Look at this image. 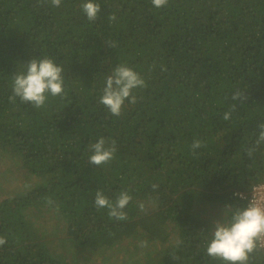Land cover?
Returning <instances> with one entry per match:
<instances>
[{
  "label": "trees",
  "instance_id": "obj_1",
  "mask_svg": "<svg viewBox=\"0 0 264 264\" xmlns=\"http://www.w3.org/2000/svg\"><path fill=\"white\" fill-rule=\"evenodd\" d=\"M82 2L0 0V264H224L206 254L213 221L246 206L234 191L264 179V145L245 151L264 123V0H169L160 9L95 0L94 22ZM44 56L62 66L67 96L49 95L40 109L10 102L11 77ZM121 63L147 87L116 117L98 99ZM237 90L242 104L231 99ZM101 136L117 151L95 166L89 145ZM194 139L203 143L195 154ZM11 182L21 190L4 196ZM97 190L112 200L129 191L127 218L97 209ZM249 264H264V246Z\"/></svg>",
  "mask_w": 264,
  "mask_h": 264
},
{
  "label": "clouds",
  "instance_id": "obj_2",
  "mask_svg": "<svg viewBox=\"0 0 264 264\" xmlns=\"http://www.w3.org/2000/svg\"><path fill=\"white\" fill-rule=\"evenodd\" d=\"M52 6L59 7L61 0H44ZM169 0H151V4L157 8L166 7ZM81 11L90 22L96 21L100 12V5L95 0H83L80 5ZM109 21H115L116 16L110 14ZM110 47L115 46L113 42ZM23 71L16 72L11 77L12 94L9 96L10 102H15L19 98L21 103L31 104L34 108H43L49 97H60L64 99L67 93L64 88V76L62 66L57 65L52 58L44 56L43 58H32L24 63ZM151 71V68L149 69ZM164 71V68H161ZM147 87L145 78L127 64H118L109 75L106 76L104 87L98 99V103L107 108L108 112L116 117L122 114V109L127 101L129 105L137 103V96L134 90ZM244 92L239 90L231 95V99L241 104L246 100ZM236 104H231L228 111L223 113L222 118L229 120ZM257 137L254 144L245 151L249 157H252L257 148L264 145V123L257 125ZM203 146L199 139H194L190 148L195 154V150ZM90 155L88 162L95 165H106L115 156L117 151L115 140H106L100 137L95 143L89 145ZM30 187V186H26ZM158 185L153 184L152 188ZM241 199L243 194H237ZM133 197L129 191H120L115 200L108 198L102 190H97L94 198V205L97 209H107V215L110 219L117 221L127 218L124 209L128 206ZM45 203L52 207L53 211L58 210V205L53 198L46 197ZM141 211L145 205H138ZM230 215L225 219L214 220L211 238L206 242V254L218 259L224 264H249L250 256L261 246H264V196L257 201L249 200L245 207H232ZM6 243V238L0 236V246ZM178 245L182 243L177 239ZM140 247H147V241H140Z\"/></svg>",
  "mask_w": 264,
  "mask_h": 264
},
{
  "label": "built area",
  "instance_id": "obj_3",
  "mask_svg": "<svg viewBox=\"0 0 264 264\" xmlns=\"http://www.w3.org/2000/svg\"><path fill=\"white\" fill-rule=\"evenodd\" d=\"M233 194L236 197H238L239 199H241V198L237 194H243V196L245 198L242 199V200L245 201V205H247V203L251 199L253 201H257V200H259V198L264 196V179L259 181V182H257V183H254L247 192L234 191Z\"/></svg>",
  "mask_w": 264,
  "mask_h": 264
},
{
  "label": "rangeland",
  "instance_id": "obj_4",
  "mask_svg": "<svg viewBox=\"0 0 264 264\" xmlns=\"http://www.w3.org/2000/svg\"><path fill=\"white\" fill-rule=\"evenodd\" d=\"M7 188H8L10 191L6 192V193L4 194V196H5V195H8V194H9L10 192H12V191H19V190H21L20 187H19L18 185H14L13 182L8 183ZM47 222H48V221H46V223H47ZM46 223H45V224L43 223L41 226H44V227L46 228V227H47ZM47 237H49V234H48ZM50 243H51V245L55 246L52 242H50ZM121 253H122V254L124 253L123 256L126 257V261H128L129 263H130V261H133V259H130V257H129V252H128V254H126V253H125V250H123ZM121 253H120V254H121ZM118 254H119V252H118L117 254L115 253V256H114L113 259H116ZM140 256H142V251L138 252V253L136 254L135 258H140Z\"/></svg>",
  "mask_w": 264,
  "mask_h": 264
}]
</instances>
